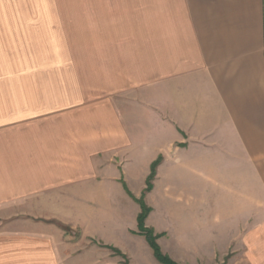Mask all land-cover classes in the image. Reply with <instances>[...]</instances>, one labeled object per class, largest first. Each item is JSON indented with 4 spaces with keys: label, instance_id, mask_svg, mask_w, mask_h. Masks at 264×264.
Instances as JSON below:
<instances>
[{
    "label": "crops",
    "instance_id": "1",
    "mask_svg": "<svg viewBox=\"0 0 264 264\" xmlns=\"http://www.w3.org/2000/svg\"><path fill=\"white\" fill-rule=\"evenodd\" d=\"M91 2L123 10L90 47L17 36L54 17L0 16L18 24L0 27V264H82L84 232L160 264L130 238L159 156L144 199L162 251L264 264V0Z\"/></svg>",
    "mask_w": 264,
    "mask_h": 264
},
{
    "label": "rangeland",
    "instance_id": "2",
    "mask_svg": "<svg viewBox=\"0 0 264 264\" xmlns=\"http://www.w3.org/2000/svg\"><path fill=\"white\" fill-rule=\"evenodd\" d=\"M45 4V6H39ZM122 8L116 7H95L92 5L91 0H0V16H47V17H54L53 21L55 23L47 24H0V27L5 28L4 31L9 30L8 28L19 26V31H29L35 32L31 34L23 33L22 35L17 36H24L23 38L26 40L29 39H38L44 42L43 46H45V42L52 41L55 43V48L59 45L60 40H64L66 46L68 48H79V47H90L89 43V35L90 32L94 30L99 31L103 30V26L107 23L105 22L109 19L107 16L110 15L120 16L122 15ZM109 16V17H110ZM116 20H113L114 22ZM113 24V23H111ZM29 27V28H28ZM27 28V29H26ZM49 29V30H47ZM48 32H53V34H47ZM43 33V34H40ZM42 46V47H43ZM6 51H4L2 56L6 57ZM10 60H4L0 62V65H11ZM8 85L5 80L0 81V91L4 90V87ZM162 160V158H161ZM161 162V161H160ZM159 162V163H160ZM159 165V164H158ZM157 165V166H158ZM151 166V165H150ZM157 170V167H156ZM150 173V170H149ZM149 175V174H148ZM156 176V173H155ZM148 177V176H147ZM154 179L152 180V186L150 190L144 193H149L154 187ZM147 182V180H146ZM147 184V183H146ZM157 187L160 188V192L168 191L169 193L174 195V169H165L162 171V176L160 177L159 183ZM141 194V195H142ZM140 195V196H141ZM139 196V197H140ZM143 196L144 203L150 208L148 214L151 211V207L145 201ZM157 202V209L161 205V200L154 201ZM140 208V206H139ZM146 215L144 219V225H146V219L148 217ZM137 221V218H136ZM151 229L152 233L151 236H155V242L159 246L161 252L168 256L172 261L176 264L178 262L174 260L172 257L167 255L162 251V248L159 244L158 239L164 234L155 232L154 229ZM74 231V233L70 232V228H67V236L71 238L72 242L79 240L81 233L79 231ZM130 238L132 237V242L139 241V239H144L148 246L150 247L148 241L145 238V235L139 231L138 226L136 231L130 232ZM115 245L113 244H106L103 240L86 235L85 232L83 233L82 237V248H80L82 252L83 261L82 264H153L149 262H141L135 258H132L128 252L129 249H125V244H128L127 239L117 238L114 240ZM137 243V242H136ZM118 244V245H117ZM120 245V246H119ZM107 246L113 247L108 248ZM152 255L154 256L153 250L150 247ZM234 249H230L226 256H224L220 261L216 262V264H233L230 263L232 260V253ZM158 263L165 264L156 259Z\"/></svg>",
    "mask_w": 264,
    "mask_h": 264
},
{
    "label": "trees",
    "instance_id": "3",
    "mask_svg": "<svg viewBox=\"0 0 264 264\" xmlns=\"http://www.w3.org/2000/svg\"><path fill=\"white\" fill-rule=\"evenodd\" d=\"M161 158L162 157L159 156L155 161H153L151 163L150 173H149V175L147 177V182H146L147 184H146V187L144 189V192L150 190V188L152 186L151 182H152V180L155 177L156 167L159 164V162L161 161ZM143 196H144V193L139 198H134V200L140 206V211H139V213L137 215V226H138V229H139L140 232H142L145 235V238L148 241L150 247L152 248L154 256H155V258L157 260H159V261H161V262H163L165 264H176L168 256H166L165 254H163L161 252L159 246L155 242L156 237L155 236H151V233H152L151 231L152 230L144 225V219H145L146 215L148 214L150 208L144 203ZM107 247L114 249L113 247H110V246H107Z\"/></svg>",
    "mask_w": 264,
    "mask_h": 264
}]
</instances>
